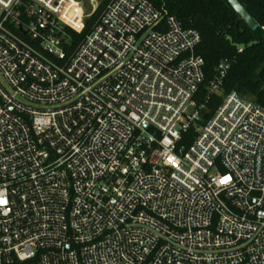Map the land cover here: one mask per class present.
I'll return each mask as SVG.
<instances>
[{
    "label": "built area",
    "instance_id": "built-area-1",
    "mask_svg": "<svg viewBox=\"0 0 264 264\" xmlns=\"http://www.w3.org/2000/svg\"><path fill=\"white\" fill-rule=\"evenodd\" d=\"M86 12L0 0V264H264V106L223 93L232 60L198 101L197 29L109 0L71 49Z\"/></svg>",
    "mask_w": 264,
    "mask_h": 264
},
{
    "label": "trees",
    "instance_id": "trees-1",
    "mask_svg": "<svg viewBox=\"0 0 264 264\" xmlns=\"http://www.w3.org/2000/svg\"><path fill=\"white\" fill-rule=\"evenodd\" d=\"M158 8L175 15L186 28L200 32L201 42L197 52L205 59L206 79L196 96L203 101L208 94L211 81L217 74V66L224 59H231L232 64L223 83V93L237 91L264 106V38L254 33L239 17L228 0H150ZM248 11L264 26V0H240ZM109 0L101 2L97 10L87 19L86 27L79 33L69 29L70 48L74 49L97 21ZM248 44L259 43L238 50L229 40ZM222 101V93L216 92L208 102V118ZM196 133L191 130L187 139ZM192 140V139H191Z\"/></svg>",
    "mask_w": 264,
    "mask_h": 264
},
{
    "label": "water",
    "instance_id": "water-1",
    "mask_svg": "<svg viewBox=\"0 0 264 264\" xmlns=\"http://www.w3.org/2000/svg\"><path fill=\"white\" fill-rule=\"evenodd\" d=\"M228 2L235 9L239 17L245 21L247 26L258 36L264 38V26H262L257 21V19L248 11V9L241 3V1L240 0H228ZM229 40L238 50H243V49H246L247 47H250V46H253L259 43L258 40L251 41L248 44L238 43L234 41L232 36H229Z\"/></svg>",
    "mask_w": 264,
    "mask_h": 264
},
{
    "label": "rangeland",
    "instance_id": "rangeland-1",
    "mask_svg": "<svg viewBox=\"0 0 264 264\" xmlns=\"http://www.w3.org/2000/svg\"><path fill=\"white\" fill-rule=\"evenodd\" d=\"M84 1V4L86 5V7H87V12L86 13H89V15H90V13H94L96 10H97V8L99 7V5L101 4V2L102 1H104V0H98V2H96V1H94V2H96V3H94L95 5H97V3H99L98 5H97V7H96V9H93L94 7H93V5L91 4V0H83ZM90 17V16H89Z\"/></svg>",
    "mask_w": 264,
    "mask_h": 264
}]
</instances>
